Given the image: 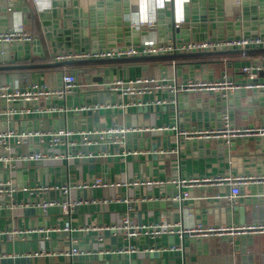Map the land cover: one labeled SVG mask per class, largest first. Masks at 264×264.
I'll use <instances>...</instances> for the list:
<instances>
[{
    "label": "crops",
    "instance_id": "0c3cea01",
    "mask_svg": "<svg viewBox=\"0 0 264 264\" xmlns=\"http://www.w3.org/2000/svg\"><path fill=\"white\" fill-rule=\"evenodd\" d=\"M122 1L112 0L109 13L113 21L121 17L130 26L138 19H150V1L126 0V13ZM104 2L79 0L78 8L86 13L88 5ZM172 2L178 17L199 23L190 3ZM172 2L166 3V17ZM242 3L247 5L245 10ZM257 9L253 0H212L207 4L211 19L204 29L207 39L259 37L256 26L242 25L248 24L246 17L254 18ZM37 14L33 0L13 4L0 0V31L22 24L37 37L45 53L44 57L42 51H33L35 38L15 46L0 43V85L28 89L37 84L53 90L66 71L76 75L80 87L65 98L0 99V133L12 130L26 135L0 142V183H9L14 189L10 196L0 197V264H264V233L127 238L106 228L118 227L124 217L134 224L176 223L183 208L205 226L264 225V182L242 185L235 201L229 199L227 182H213L216 178L261 179L264 136L186 140L179 135L219 129L225 116L234 128L264 127V84L248 82L254 76L234 66L263 60L264 51H252V56L245 57L232 52L225 53L226 58H214L217 54L131 57L32 67L56 63ZM155 25L140 29L136 44L126 32L127 36L116 38L106 48L149 40L174 42L170 31ZM194 29L188 35L190 41L200 40L198 27ZM175 41L185 43L182 38ZM85 47L90 49L91 44ZM163 58L175 61H160ZM224 73L236 84L263 87L226 95L178 89L189 81H216ZM136 77L162 78L167 87L134 97L101 86L117 78ZM109 129L121 132L102 139L85 134ZM57 131H71L73 145H51L48 134ZM36 152L44 158L30 159ZM98 180L102 185H96ZM189 180L200 185L180 184ZM184 192L189 199L175 200ZM45 202L55 204L43 211L40 205ZM63 203L74 205L64 213ZM72 249L77 252L71 254Z\"/></svg>",
    "mask_w": 264,
    "mask_h": 264
},
{
    "label": "built area",
    "instance_id": "2783aa9c",
    "mask_svg": "<svg viewBox=\"0 0 264 264\" xmlns=\"http://www.w3.org/2000/svg\"><path fill=\"white\" fill-rule=\"evenodd\" d=\"M6 3L13 4L21 0H2ZM37 10L44 11L49 8L50 0H33ZM152 4V15L150 19H138L134 21L132 26L136 30L140 31L143 27H153L156 24V12L159 9L165 10L167 2L172 0H148ZM187 0H184V2ZM176 25L184 22L183 17H178L176 12ZM34 37L26 32L22 24L16 25L13 29L6 31H0V43L3 44H15L18 42H32ZM258 46H264V39L260 37H240V38H223L213 41L209 40H192L185 43L177 44L173 42H166L162 44L156 43V41H145L138 45H130L127 47L113 46L108 49H85L82 52L67 50L57 51L52 61L53 62H66L70 60H100L110 58H131L136 56H151V55H164L171 53H190V52H212V51H230L241 50L242 57L246 56L244 52L247 48H255ZM243 73L250 72V68H242ZM165 79H154L147 77H136L134 79H114L108 83L101 85L107 90L119 93L121 96H140L143 94H151L158 89L167 87ZM75 74L64 72L61 74L59 86L57 89H47L45 86L37 84L31 85L28 89H21L18 85L8 87L6 85H0V99L5 102H13L16 100L31 101L34 99L48 98L50 96H57L59 98H65L72 94L77 87H80L77 83ZM263 85H240L236 84L227 74L216 81H189L188 83L178 87L179 90L186 92H223L226 94H233L240 89H252L262 88ZM140 105V104H138ZM84 109H89L84 107ZM164 129V128H163ZM123 131V130H122ZM121 131L118 129L99 130L93 132H86V135H95L102 139L104 136L117 134ZM180 137L186 140H204V139H230L241 138L249 136H264V127H252V128H234L229 125L228 117H223L222 127L216 130H199V131H185L179 133ZM24 134H16L12 130H6L0 133V142L2 140H10L13 138H23ZM49 143L51 145H65L70 147L73 143L70 141L73 133L71 131H57L49 133ZM44 158L41 153H34L30 155V159L39 161ZM205 182H211L203 180ZM213 182L223 183L227 182L230 185L229 199L231 201L237 200L240 194V187L247 182L260 183L264 182V176L261 179L250 178L243 179L237 178L235 180L229 178H216ZM181 185L195 186L200 185L197 180L181 181ZM96 185H102L101 181H97ZM105 186V185H104ZM188 187V186H187ZM14 189L9 183H0V197L4 195H11ZM187 200L189 199V193L184 192L179 198L175 200ZM54 202H45L40 205V208L45 211L47 208L54 206ZM73 203H63L60 205L61 210L64 213H68L73 206ZM108 230H117L127 238H135L139 236H150L156 238L158 236L178 235L180 238H204L210 236H223L227 233L231 235H249L264 233V225H252L246 227H224V226H205L195 221L188 209H181L180 218L176 223L170 222H158L152 224H134L128 217H124L121 224L118 227H106ZM75 249H72L71 254L76 253Z\"/></svg>",
    "mask_w": 264,
    "mask_h": 264
},
{
    "label": "water",
    "instance_id": "95a60500",
    "mask_svg": "<svg viewBox=\"0 0 264 264\" xmlns=\"http://www.w3.org/2000/svg\"><path fill=\"white\" fill-rule=\"evenodd\" d=\"M245 0H243L244 2ZM107 4L105 5V3ZM172 2V1H171ZM212 0H187L190 3L192 10L196 11L197 17H199V23L195 24L196 20H192L193 23L186 22L185 24L176 25V9L174 3H171V12L169 16H165L163 9H159L156 12V29H161L166 32L170 31L171 36L175 40L180 42V38L184 42L190 41L188 35L193 32L194 27H198V36L200 41L209 40L207 39L205 28L208 27L207 22V4ZM112 0H105L103 4L99 5H88L86 13L78 8L79 0H50L49 8L44 11L38 12V18L41 21L43 27V39L47 41L52 48V52L56 53L58 50H73L82 52L85 50V45L91 44L90 49H108L107 46L113 45L116 38L127 36L126 32H129L133 38V43L136 44L138 41L136 38L139 36V31L129 26L128 21H122L121 17H118L113 21L111 19ZM119 5V4H118ZM123 12L126 13L128 3L126 0L122 1ZM253 5L257 6L258 9L253 13L254 18L246 17L247 23H242L243 26L249 28V26H256L259 29V37L264 39V0H253ZM243 10H245V3H242ZM211 28H215L214 24L210 25ZM124 33V34H123ZM35 38V37H34ZM34 41L37 47L33 48V51H42L45 57L43 48L40 46V41L35 38ZM14 46L16 45L13 44ZM128 45V44H127ZM252 51H264V46H258L255 48H247L244 52ZM242 53L241 50H230V51H212V52H190V53H171L164 55H151V56H136L133 59H147L155 57H176L182 55H199V54H225V53ZM128 58H110L100 60H70L66 62L56 63H44L32 67H57L64 66L72 63H88V62H103L109 60H119ZM235 68H250V74L254 76L248 79V82L257 81L260 84H264V59L259 61H243L241 63H235ZM2 68V67H0ZM14 68V67H13ZM238 73V72H237Z\"/></svg>",
    "mask_w": 264,
    "mask_h": 264
},
{
    "label": "trees",
    "instance_id": "16d2710c",
    "mask_svg": "<svg viewBox=\"0 0 264 264\" xmlns=\"http://www.w3.org/2000/svg\"><path fill=\"white\" fill-rule=\"evenodd\" d=\"M33 17L36 19L37 17H36V14H35V12H33ZM250 53V54H249ZM247 54H248V56H252L253 54H251V52H248V53H246V56H247ZM214 58H226L227 57V54H217L216 56H213ZM183 59H185L186 60V58H183ZM174 59H168V58H163L162 60H160V61H163V62H168V61H173ZM175 61V60H174ZM87 64H79L78 66H80V67H84V66H86Z\"/></svg>",
    "mask_w": 264,
    "mask_h": 264
}]
</instances>
